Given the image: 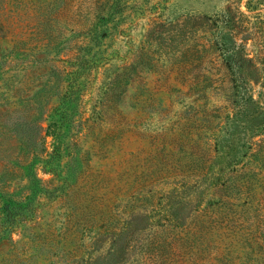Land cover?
<instances>
[{"label": "rangeland", "instance_id": "rangeland-1", "mask_svg": "<svg viewBox=\"0 0 264 264\" xmlns=\"http://www.w3.org/2000/svg\"><path fill=\"white\" fill-rule=\"evenodd\" d=\"M248 2L0 0V264H264Z\"/></svg>", "mask_w": 264, "mask_h": 264}, {"label": "trees", "instance_id": "trees-1", "mask_svg": "<svg viewBox=\"0 0 264 264\" xmlns=\"http://www.w3.org/2000/svg\"><path fill=\"white\" fill-rule=\"evenodd\" d=\"M251 2H252V0H250V2H248V3H250V4H247V7L248 8H255V4H251ZM11 203V202H10ZM24 203H25V201H21V203H20V205H24Z\"/></svg>", "mask_w": 264, "mask_h": 264}]
</instances>
